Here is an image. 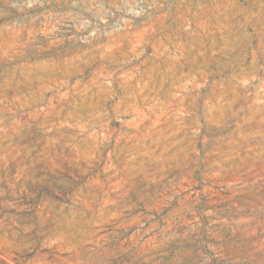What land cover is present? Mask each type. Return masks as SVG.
<instances>
[{
  "label": "rangeland",
  "instance_id": "rangeland-1",
  "mask_svg": "<svg viewBox=\"0 0 264 264\" xmlns=\"http://www.w3.org/2000/svg\"><path fill=\"white\" fill-rule=\"evenodd\" d=\"M0 199L22 264H264V0H0Z\"/></svg>",
  "mask_w": 264,
  "mask_h": 264
},
{
  "label": "trees",
  "instance_id": "trees-1",
  "mask_svg": "<svg viewBox=\"0 0 264 264\" xmlns=\"http://www.w3.org/2000/svg\"><path fill=\"white\" fill-rule=\"evenodd\" d=\"M16 201L14 199H0V242L11 243L13 249L10 253L14 255L12 261L16 264H22V261L19 260L30 256L26 252L30 249L37 251L44 238L51 234L50 229L54 222L53 219L45 216H43L44 223L40 222L37 214L44 212L41 210L43 201H26V199ZM4 202L6 205H1ZM9 203L12 204V209L7 205ZM19 208L21 210H18ZM2 214H6L5 221H2ZM0 251L2 250L0 249ZM0 264L7 263L0 259Z\"/></svg>",
  "mask_w": 264,
  "mask_h": 264
}]
</instances>
